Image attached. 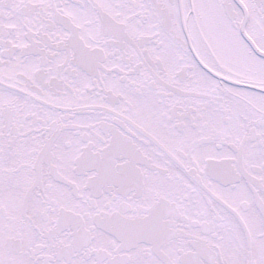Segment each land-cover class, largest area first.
<instances>
[{"label": "snow or ice", "instance_id": "snow-or-ice-1", "mask_svg": "<svg viewBox=\"0 0 264 264\" xmlns=\"http://www.w3.org/2000/svg\"><path fill=\"white\" fill-rule=\"evenodd\" d=\"M0 264H264V0H0Z\"/></svg>", "mask_w": 264, "mask_h": 264}]
</instances>
